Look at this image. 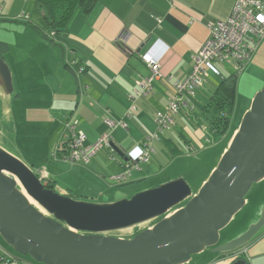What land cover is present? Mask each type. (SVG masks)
I'll return each instance as SVG.
<instances>
[{"label": "crops", "instance_id": "1", "mask_svg": "<svg viewBox=\"0 0 264 264\" xmlns=\"http://www.w3.org/2000/svg\"><path fill=\"white\" fill-rule=\"evenodd\" d=\"M35 3L0 0V43L7 46L4 57L14 88L10 96L0 90V147L31 165L33 171L40 169L38 165L44 167L55 188L65 173L75 175L80 184L69 181L59 193L98 204L129 199L180 178L194 186V168L188 172L181 158L216 152L215 162L207 165V174L196 184L197 190H192L193 195L198 194L228 150L240 121L234 128L230 124L225 136L206 145L207 125L194 113L180 111L175 123L165 127L158 138L154 137L156 116L167 112L175 94L174 83L190 74L193 56L209 38L207 25L228 19L234 0H97L89 11H77L66 37L52 43L35 12ZM145 54L159 61L162 70V77L147 94L142 93L140 84L152 75L141 58ZM217 84L210 80L200 91L197 109ZM255 92L243 114L250 109ZM107 117L126 126L111 129ZM68 121L85 134L86 145L111 133L123 156L115 151L113 157L109 149H103L88 165L73 166L69 174L68 166L61 162L67 160L53 155L64 139ZM28 130L39 131L38 138L29 137ZM11 133L23 138L22 152L8 147ZM148 145L154 150L148 162H129L130 153ZM123 173H128L125 181L114 178ZM249 193L251 198L226 227L229 238L220 244L239 237L259 218L264 180L254 184ZM207 251L185 264H233L238 253L248 264H264V228L236 252L206 256Z\"/></svg>", "mask_w": 264, "mask_h": 264}, {"label": "water", "instance_id": "2", "mask_svg": "<svg viewBox=\"0 0 264 264\" xmlns=\"http://www.w3.org/2000/svg\"><path fill=\"white\" fill-rule=\"evenodd\" d=\"M0 90L8 96L14 92L4 56ZM113 148L123 156L114 144ZM263 180L264 87L196 195L180 178L113 203L76 200L47 188L30 166L0 147V235L16 253L43 264H185L210 248L216 255L236 252L260 233L264 206L258 222L220 244V232L244 208L254 184ZM160 217L164 218L133 238L109 235ZM233 264L248 263L236 258Z\"/></svg>", "mask_w": 264, "mask_h": 264}, {"label": "built area", "instance_id": "3", "mask_svg": "<svg viewBox=\"0 0 264 264\" xmlns=\"http://www.w3.org/2000/svg\"><path fill=\"white\" fill-rule=\"evenodd\" d=\"M207 26L210 32L209 38L193 56L194 64L190 74L184 80L174 83L175 94L170 100L167 112L156 116L158 131L155 138L162 134L165 127L175 123L180 111H185L187 114L194 113L197 92L209 82L211 73L222 77L218 64L229 66L233 73L239 74L243 71L264 39V0H234L228 19L212 22ZM141 58L152 72L145 83H140L143 86L142 93L147 94L152 89L154 81L162 77V70L159 61L149 54ZM105 122L111 129H115L118 125L126 126L123 122L114 121L109 117ZM63 140H68L69 153L66 160L75 164L88 165L103 149H109L113 157L115 156L111 133H106L95 143L86 145L85 134L77 131L75 124L68 121ZM188 149L191 152L195 151L192 147ZM153 153L154 150L149 145L137 148L129 154L128 160L134 164L148 162ZM37 173L44 184H48L47 173L41 170ZM127 175L128 173H123L114 178L125 181ZM0 264H19V262L0 248Z\"/></svg>", "mask_w": 264, "mask_h": 264}, {"label": "rangeland", "instance_id": "4", "mask_svg": "<svg viewBox=\"0 0 264 264\" xmlns=\"http://www.w3.org/2000/svg\"><path fill=\"white\" fill-rule=\"evenodd\" d=\"M218 69L222 71V77H227L229 76V74L231 72H233V70L227 66V65H221V64H218ZM222 77H219V76H211L210 77V80L211 82H220ZM31 78H29L27 80V82L30 80ZM209 80V81H210ZM28 83H26L25 85L27 86ZM264 87V39L261 41L258 49L256 50V52L253 54L251 60L249 61V63L245 66V68L243 69V71L241 73L238 74V94H237V99H236V106H235V110H234V113H233V116H232V127H236L237 124L241 123V120L243 118V113L245 111V109L249 106V96H251L255 91V94L257 92H259L260 90H262ZM254 94V96H255ZM252 103V101H251ZM251 103H250V106H251ZM1 122V121H0ZM240 123H239V126H240ZM0 126L3 128V124L1 123ZM64 129H65V126H64ZM28 136L29 137H32L34 140L37 137V135L39 134L38 132L39 131H32V130H28ZM3 132V131H2ZM0 132V134L2 133ZM41 133V136H42V132ZM63 133H64V130H63ZM19 133L16 134V137L13 136V133H11V137H7L8 138V142H6L4 139V142L8 143V147L13 150L14 152L18 153L19 150L22 152L20 146H22V144H24V141L21 139V138H18L19 137ZM25 136V134H24ZM13 138H16V140H14ZM14 140V141H12ZM12 141V142H11ZM206 143V142H205ZM210 144V143H209ZM12 145V147L10 146ZM23 148V147H22ZM216 152H207V153H197V154H193L191 156H188V155H184L182 161H184V167H186V169L189 171H192V169L194 168V172H195V175L197 176L196 177V181L194 182L193 181V184L194 186L191 185V188L192 190L196 191L197 190V186L196 184L198 185L199 184V180L204 177L208 170H207V165L210 164L211 162H215V154ZM55 161V159H52V162ZM63 164L67 165L68 167H66L67 169L66 170H69V174H72L70 169L73 167V166H86V165H83V164H75V163H72L70 161H61ZM48 165L50 163H47ZM29 166V165H28ZM39 166V170H41L42 172H46V169L40 165ZM31 167V165H30ZM38 170V171H39ZM192 178H190L191 180ZM76 179V176L75 175H68L67 173H65L62 177H60L59 179V184H57L56 188H55V191L56 192H61V189H64L67 187V184H69V181H72V183L74 184H80L79 181ZM18 189L21 190V186L18 185L17 186ZM79 193V192H78ZM251 193H249L246 197L247 198H251ZM78 196V195H77ZM34 206H36L37 208H40L38 205L34 204ZM184 206L183 204L178 206V207H175L173 208L169 213H167L166 216L168 215H171L173 212H175L176 210H178L180 207ZM264 206V205H263ZM41 209V208H40ZM43 211V210H42ZM262 212V211H261ZM261 212H260V216L259 218L255 221V222H258L260 217H261ZM43 213L45 214V212L43 211ZM162 218L164 217H160V218H157V219H154V220H151V221H147L145 223H142V224H139V225H136V226H133V227H130V228H127V229H122V230H119V231H114V232H110L109 235H114V236H118V237H128L130 235H133V234H137L147 228H150L152 227L154 224H156L158 221H160ZM238 222H240L238 220ZM254 222V223H255ZM253 223L249 224L248 227H246L245 231H243V233H245L249 227L252 225ZM243 225L241 224L240 225V228L242 227ZM226 229V228H225ZM223 229L221 232H220V242H224L226 241L228 238H229V234H228V228L225 230ZM241 233V234H243ZM0 248L4 251H6L9 255H11L12 257L16 258L19 262V264H43V263H38L36 261H34L30 256H22L18 253H16L14 251V249L8 245L4 239L2 238V236L0 235ZM210 251H207L206 252V256H212V249L210 248L209 249Z\"/></svg>", "mask_w": 264, "mask_h": 264}, {"label": "trees", "instance_id": "5", "mask_svg": "<svg viewBox=\"0 0 264 264\" xmlns=\"http://www.w3.org/2000/svg\"><path fill=\"white\" fill-rule=\"evenodd\" d=\"M97 0H36L35 12L38 14L42 26L46 29L47 37L51 41L66 37L68 26L79 10L89 11ZM53 34V36H51ZM7 52V46L0 43V56ZM238 74L231 72L229 76L222 77L212 94L204 100L197 109V99L201 90L197 92L194 100V116L201 118L207 125L208 137L205 144L217 141L228 132L237 99ZM68 140H63L53 153L54 158L66 160L69 150ZM117 156V155H116ZM129 162H131L129 160ZM36 172V171H35ZM38 172V171H37ZM46 187L55 190V181L48 177ZM73 197L72 195H69ZM6 252V251H5ZM14 258V257H13ZM16 259V258H14ZM17 260V259H16ZM18 261V260H17Z\"/></svg>", "mask_w": 264, "mask_h": 264}, {"label": "bare ground", "instance_id": "6", "mask_svg": "<svg viewBox=\"0 0 264 264\" xmlns=\"http://www.w3.org/2000/svg\"><path fill=\"white\" fill-rule=\"evenodd\" d=\"M22 191V193L26 196V198L32 203V205H34V204H36V203H34V202H32L28 197H27V195H26V193H25V191L24 190H21ZM37 205V204H36ZM36 207V206H35ZM37 208V207H36ZM37 209H39L40 211H42V209H40V208H37ZM43 212V211H42Z\"/></svg>", "mask_w": 264, "mask_h": 264}, {"label": "flooded vegetation", "instance_id": "7", "mask_svg": "<svg viewBox=\"0 0 264 264\" xmlns=\"http://www.w3.org/2000/svg\"><path fill=\"white\" fill-rule=\"evenodd\" d=\"M134 235H136V234H134ZM221 244H222V243H221ZM236 258H241V254L238 253V255H235L234 260H235Z\"/></svg>", "mask_w": 264, "mask_h": 264}, {"label": "clouds", "instance_id": "8", "mask_svg": "<svg viewBox=\"0 0 264 264\" xmlns=\"http://www.w3.org/2000/svg\"><path fill=\"white\" fill-rule=\"evenodd\" d=\"M36 173H37V171H36Z\"/></svg>", "mask_w": 264, "mask_h": 264}]
</instances>
